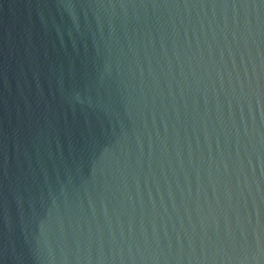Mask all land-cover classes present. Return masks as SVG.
I'll return each instance as SVG.
<instances>
[{"label":"water","instance_id":"obj_1","mask_svg":"<svg viewBox=\"0 0 264 264\" xmlns=\"http://www.w3.org/2000/svg\"><path fill=\"white\" fill-rule=\"evenodd\" d=\"M0 264H264V0H0Z\"/></svg>","mask_w":264,"mask_h":264}]
</instances>
